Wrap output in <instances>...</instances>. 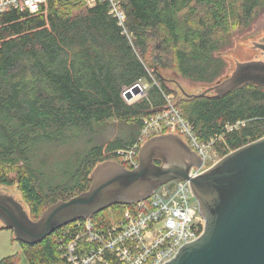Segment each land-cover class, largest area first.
<instances>
[{
    "label": "trees",
    "instance_id": "obj_1",
    "mask_svg": "<svg viewBox=\"0 0 264 264\" xmlns=\"http://www.w3.org/2000/svg\"><path fill=\"white\" fill-rule=\"evenodd\" d=\"M122 5L128 34L106 1L89 6L86 0H46L37 12L0 13V184L17 186L33 219L59 199L88 189L96 164L119 161V150L137 141L144 118L161 110L166 96L200 140L215 139L220 157L264 136L263 86L249 82L222 97H190L169 86L161 71L171 67L179 77L214 84L225 69L222 50L234 31L250 28L264 15V0H122ZM143 79L151 84L147 96L128 103L124 90ZM109 120L134 122L138 130L106 147L77 150L62 180L42 175L41 147L83 139ZM230 125L237 127L228 131ZM123 210V204H114L96 213L93 226L117 221ZM83 219L36 244L15 240L30 264H69L58 240H68ZM66 228L71 233H64ZM19 260L13 254L0 264Z\"/></svg>",
    "mask_w": 264,
    "mask_h": 264
},
{
    "label": "water",
    "instance_id": "obj_2",
    "mask_svg": "<svg viewBox=\"0 0 264 264\" xmlns=\"http://www.w3.org/2000/svg\"><path fill=\"white\" fill-rule=\"evenodd\" d=\"M253 46L264 52V37ZM249 82L264 87V60L236 61L229 75L192 92L179 82L176 86H181L180 95L199 97L211 91L222 97ZM142 93L138 82L123 95L130 100ZM138 158L133 168L114 159L99 162L90 174L88 189L52 203L36 219L31 218L17 186L0 184V226L11 229L18 240L36 244L73 221L114 204L145 200L165 183L188 179L205 229L165 264H264V136L232 150L194 177L190 170L200 166L203 157L177 131L151 136L140 147Z\"/></svg>",
    "mask_w": 264,
    "mask_h": 264
},
{
    "label": "built area",
    "instance_id": "obj_3",
    "mask_svg": "<svg viewBox=\"0 0 264 264\" xmlns=\"http://www.w3.org/2000/svg\"><path fill=\"white\" fill-rule=\"evenodd\" d=\"M45 1L0 0V13L12 9L37 12ZM98 1L108 2L110 13L128 34L122 0H86V3L94 6ZM166 99L170 106L145 117L137 141L119 150L122 162L129 168L137 166L143 143L156 133L172 130L186 138L192 149L203 157L202 164L190 170V177L197 176L216 162L219 154L213 148L215 139L200 140L178 107L172 105L173 98L166 96ZM240 123L244 124L237 125ZM237 125L228 126L227 130ZM75 227L68 240L57 239L61 255L69 264H165L186 242L202 235L205 219L187 179L172 180L157 187L149 198L124 205L122 217L105 227L95 228L91 217L77 221ZM63 231L71 233L70 228Z\"/></svg>",
    "mask_w": 264,
    "mask_h": 264
},
{
    "label": "rangeland",
    "instance_id": "obj_4",
    "mask_svg": "<svg viewBox=\"0 0 264 264\" xmlns=\"http://www.w3.org/2000/svg\"><path fill=\"white\" fill-rule=\"evenodd\" d=\"M263 37L264 15L256 19L250 28L243 31H234L231 35V42L221 52V55H223L226 61L222 78L226 75H229L234 70L236 61L264 60V52L262 51V49L253 46L255 41L258 42ZM156 46L157 48H159V45ZM152 49L153 57H156L155 59L158 60V50H156V48L154 47H152ZM161 71L165 77L169 76L176 79L186 92H192L204 86H209L206 83L192 82L188 79L179 77L174 73L171 67H162ZM167 83L169 86L176 89L179 93L178 87L174 82L168 79ZM140 84L144 90V93L138 94L137 96L135 95L130 100L125 98L128 103L137 102L143 97L147 96V90L151 86V84L146 79L140 80ZM137 130L138 126L134 122L125 123L109 120L104 124L94 126L93 129L89 130L86 133V136L84 138L82 137L83 139L76 138L78 136L74 137L76 139L68 137V140L59 144L55 145L54 143H50L45 148L41 147V149L38 151L37 160L41 165L42 175H48L47 179L53 180L54 182L58 181L59 177L62 180L63 169L69 166L71 160H75V152L77 150L81 152L88 151L96 145H105L106 147L113 141L130 137L132 133H136ZM86 137L91 138V142H86ZM220 158L221 157L217 155V157L215 158L216 162ZM122 160L123 157L122 155H120L119 161L121 162ZM20 194L23 197L21 192ZM13 254H18L20 257V260L17 264H30L24 252L22 243L18 240H15L13 231L9 228H3L0 226V259Z\"/></svg>",
    "mask_w": 264,
    "mask_h": 264
},
{
    "label": "flooded vegetation",
    "instance_id": "obj_5",
    "mask_svg": "<svg viewBox=\"0 0 264 264\" xmlns=\"http://www.w3.org/2000/svg\"><path fill=\"white\" fill-rule=\"evenodd\" d=\"M176 84H177V83H176ZM178 87H180V88H181V86H180V85H178ZM183 93H185V92H183ZM208 93H210V94H211V91H210V92H208ZM185 94H188V93H185ZM185 94H184V95H185Z\"/></svg>",
    "mask_w": 264,
    "mask_h": 264
},
{
    "label": "bare ground",
    "instance_id": "obj_6",
    "mask_svg": "<svg viewBox=\"0 0 264 264\" xmlns=\"http://www.w3.org/2000/svg\"><path fill=\"white\" fill-rule=\"evenodd\" d=\"M137 96V95H136Z\"/></svg>",
    "mask_w": 264,
    "mask_h": 264
}]
</instances>
